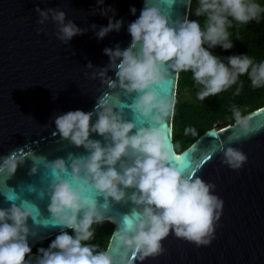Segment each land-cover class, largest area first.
<instances>
[{
	"label": "clouds",
	"instance_id": "obj_1",
	"mask_svg": "<svg viewBox=\"0 0 264 264\" xmlns=\"http://www.w3.org/2000/svg\"><path fill=\"white\" fill-rule=\"evenodd\" d=\"M161 2L170 10L176 0H144L139 17L128 25L130 45L124 49L119 45L104 48L109 63L102 68L94 67L90 61L85 66L94 69L91 78H99L108 89L97 97L94 109H77L55 117L53 134L76 147L82 146L86 154L69 152L66 158L49 160L21 148L0 156V175L7 173L6 180L29 157V175L44 169L48 184L46 191L38 195L40 199L47 195L50 213L42 217L34 202L22 199L4 182L10 207H0V264H136L163 255L166 249L162 242L170 233L197 247L208 246L215 238L223 200L214 194L215 184L196 175L199 163L193 167L188 160L186 166L178 167L173 162L186 153L175 151L178 145L171 142V130H165L177 101L157 86L170 82L173 73L179 78L182 72H191L200 86L197 97L201 101L228 90L244 75L253 88L264 87V61L256 63L242 54L228 56L225 63L209 50L216 46L231 49L234 45L229 28L233 21L242 25L259 23L264 8L255 0H198L195 16L205 18L201 25L189 16L173 21L170 11L159 6ZM186 2L190 9L192 0ZM96 3L102 5L104 0ZM111 10L99 11L107 16ZM130 11L135 14L136 8ZM35 12L37 24L54 22L55 35L65 45L88 31L66 20L65 11L58 8L37 6ZM122 24V19L114 22L113 17H108L107 26H100L98 31L95 24L91 28L98 39H103L113 30L119 32ZM36 31L39 35L46 29ZM110 69L115 71V79L108 75ZM242 86L241 83L236 88L235 95L240 94ZM116 89L129 95L136 93L131 104L123 101ZM125 109L135 119L125 118ZM232 114L236 139L248 138L256 113L242 114L233 105ZM94 115L97 118L92 122ZM141 118L146 126L137 127L136 120ZM92 133L101 136L103 142L91 138ZM184 134L199 135L193 127L185 128ZM195 147L196 144L191 149ZM216 151L223 154L222 162L233 170H239L248 160L242 150L224 143L213 144L211 153ZM27 189L34 192L33 185ZM129 201L131 211L123 215L119 229L112 233L119 241L115 251L112 243L103 249L88 243L95 238L93 225L112 220L101 209L111 208L113 202ZM29 218L34 226L61 228L48 248H39L35 257L31 256L28 237H35L37 230L29 227ZM64 229H71L74 235Z\"/></svg>",
	"mask_w": 264,
	"mask_h": 264
},
{
	"label": "water",
	"instance_id": "obj_2",
	"mask_svg": "<svg viewBox=\"0 0 264 264\" xmlns=\"http://www.w3.org/2000/svg\"><path fill=\"white\" fill-rule=\"evenodd\" d=\"M37 6L63 10L66 20L74 21L78 27H87L88 31L74 36L65 45L55 35L54 22L49 20L45 25L37 24ZM133 6L135 14L130 11ZM159 6L165 12L170 11L173 21L189 16L186 0H176L170 10L163 2ZM109 7L112 10L107 16L101 15L99 10ZM143 7L144 0H104L102 5H98L96 0H0V156L21 148L49 160L66 158L69 152L86 154L82 146L76 147L53 134L56 132L55 117L77 109L85 112L94 109L97 97L108 89L101 85L99 78L92 79L94 69L85 66L90 61L94 67L102 68L109 63L104 48L119 45L124 49L130 45L128 25L139 17ZM108 17H113L114 22L122 19V27L119 32L113 30L103 39H98L91 25H97L98 31L100 26H107ZM40 27L46 32L38 35L36 29ZM108 75L116 78L112 69ZM177 86L178 78L173 73L170 82L157 87L176 98ZM115 91L128 104L136 96V93L129 95L121 89ZM252 113H256L252 121L253 132L246 139H236L232 123L206 130L183 151L175 149L178 154L186 153L181 160L173 162L178 167L188 160L192 161L193 167L199 163L196 175L215 184L214 194L223 200L222 214L211 244L197 247L170 233L162 242L166 249L163 255L137 261L136 264H264V105L247 114ZM96 118L94 115L92 122ZM125 118L135 119L129 109H125ZM136 124L137 127L146 126L142 118L136 120ZM256 128L260 131L256 132ZM165 130H171L173 135V116L166 122ZM91 138L103 142L96 133H92ZM221 143L226 147H236L247 155L248 160L242 168L233 170L222 162V153H211L212 145ZM194 144L196 147L191 149ZM205 156L207 159H203ZM31 166L29 157L11 178L6 180L7 173L0 175V207H10L4 194L8 191L4 187L5 182L22 199L34 202L42 217H48L49 198L45 195L40 199L38 195L46 191L48 179L43 168L37 174L29 175ZM29 185L34 186V192L28 191ZM100 202L103 203V197H100ZM132 207L131 201L113 202L111 208L101 211L112 217L110 222L116 231L123 215ZM28 225L37 230L35 237H28L30 247L61 231L60 227L51 225L34 226L31 218ZM110 243L115 251L118 236L112 235Z\"/></svg>",
	"mask_w": 264,
	"mask_h": 264
},
{
	"label": "trees",
	"instance_id": "obj_3",
	"mask_svg": "<svg viewBox=\"0 0 264 264\" xmlns=\"http://www.w3.org/2000/svg\"><path fill=\"white\" fill-rule=\"evenodd\" d=\"M264 8V0H255ZM198 6V0H192L189 18L198 20L201 25L204 23V17L195 16V8ZM231 19V18H230ZM230 39L233 43L231 49L225 50L220 46L209 49L214 55L226 61V58L231 55L247 54L256 63L264 61V12L261 13L260 21H251L246 25L239 24L233 21V26L229 28ZM239 38V39H238ZM207 47V45H205ZM242 88L239 95H235L237 87ZM186 89L189 91V96L185 95ZM200 90L191 72H182L178 78L177 97L175 113L173 115V143L178 145L177 151H183L193 144L206 130L213 127H222L227 124L234 123L232 107H238L242 114L258 109L264 105V87L253 88L251 81L247 75L241 76L236 85H233L226 91L221 92L217 96H210L204 101L197 97ZM193 127L197 130L198 136L191 134L185 135L184 129ZM95 228V238L88 243L97 244L100 248H105L109 245L114 224L106 220L102 224L93 225ZM70 235H74L71 229H66ZM60 232L51 237L42 239L31 246V256L39 255L38 249L48 248L51 241Z\"/></svg>",
	"mask_w": 264,
	"mask_h": 264
},
{
	"label": "snow or ice",
	"instance_id": "obj_4",
	"mask_svg": "<svg viewBox=\"0 0 264 264\" xmlns=\"http://www.w3.org/2000/svg\"><path fill=\"white\" fill-rule=\"evenodd\" d=\"M203 159H207V157L205 156ZM203 159L200 161L201 163L203 162ZM187 162L188 161H184L181 166H186Z\"/></svg>",
	"mask_w": 264,
	"mask_h": 264
},
{
	"label": "rangeland",
	"instance_id": "obj_5",
	"mask_svg": "<svg viewBox=\"0 0 264 264\" xmlns=\"http://www.w3.org/2000/svg\"><path fill=\"white\" fill-rule=\"evenodd\" d=\"M185 95L186 96H189V91L186 89V91H185Z\"/></svg>",
	"mask_w": 264,
	"mask_h": 264
}]
</instances>
